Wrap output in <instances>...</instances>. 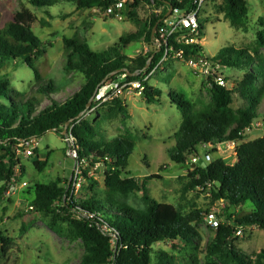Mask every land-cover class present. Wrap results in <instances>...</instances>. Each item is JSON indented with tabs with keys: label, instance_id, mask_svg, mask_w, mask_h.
<instances>
[{
	"label": "trees",
	"instance_id": "1",
	"mask_svg": "<svg viewBox=\"0 0 264 264\" xmlns=\"http://www.w3.org/2000/svg\"><path fill=\"white\" fill-rule=\"evenodd\" d=\"M63 1L28 0L31 6L49 17H52L51 8ZM66 1L73 2L78 10H92L96 7L106 9L114 3V0ZM145 1L139 0L126 12L131 14ZM166 3L179 9L190 10L192 6V0H184L181 5L176 0H156L157 7H167ZM212 5L218 6L233 27L245 24L249 13L248 0H222L220 4L214 1ZM166 11L164 15L168 13ZM159 20L152 17L150 21L147 39L151 45L154 43L152 34ZM35 22V16L28 10L17 13L14 20L7 23L0 14V199L8 193L15 169L20 165L15 148L28 140H39L50 131L62 134L65 126L71 122L80 159L87 161L88 166L102 164L106 168L104 177L107 194L103 198L89 197L81 203L76 199L68 202L67 187L36 184L23 193L29 204L27 206L34 208L31 212L53 215V221L47 224L59 235L64 232L59 227V220L68 223L71 237L80 240L85 248L80 264H172L166 258L155 262L154 247L163 241L190 242V236L194 234L191 224L195 218H187L174 205L153 200L147 193L146 181L139 184L130 177L129 161L136 146L134 139L118 137L110 143H98L95 128L88 122L103 107H115L125 112V101L119 99L102 106L97 113L78 119L88 110L89 103L102 83L118 80L125 71L130 80L142 79L145 73L151 72L158 65L162 52L155 50L146 57L131 59L115 49L95 52L89 44L79 39H65L64 71L67 76L82 75L85 84L78 92L60 102L54 98L57 93L54 82L45 78L38 65L48 55L47 46L53 47V43L46 44L36 35L32 28ZM42 23L45 25L46 21ZM201 29L203 36L202 23ZM257 46L254 52L247 49H224L214 58L223 66H243L247 74L232 89L207 86L212 96V105L205 112L195 115L193 105L184 94L170 92V99L183 115V122L174 134L176 145L170 151L174 163L191 169V160L200 156L198 147L203 144L226 141L238 144L234 164L214 159L204 166V159L190 173L194 187L211 185L215 198L224 200L230 208L237 209L250 203L255 209L252 216L236 219L232 226L220 224L215 247L221 254L227 252L224 264H252V259L239 254L231 245V239L239 227L264 229V137L249 141L253 131L262 128L256 125L259 124L258 109L264 100V54L260 51L264 49V31L258 34ZM9 63H21L33 71L36 83L39 84L36 95L26 101H15L13 85L8 75L2 74ZM145 86L143 96L146 101L159 103L161 91L151 87L149 82ZM237 91L248 105L234 112L232 107ZM43 97L48 98L51 105L38 112ZM248 128L250 132H246ZM36 164L43 169L46 162L38 161ZM83 175L87 177L85 169ZM150 178L160 179L159 176ZM126 191L142 192L147 209L136 211L122 204L117 198L119 193ZM56 203L60 204L58 211L66 214L67 218L52 209ZM87 213L95 214V218H87ZM228 218L233 219L231 215ZM104 226L109 231H104ZM12 249V239L0 235V264L6 263ZM257 258L264 260V251Z\"/></svg>",
	"mask_w": 264,
	"mask_h": 264
},
{
	"label": "rangeland",
	"instance_id": "2",
	"mask_svg": "<svg viewBox=\"0 0 264 264\" xmlns=\"http://www.w3.org/2000/svg\"><path fill=\"white\" fill-rule=\"evenodd\" d=\"M248 3L246 22L239 27H233L218 6L212 3L204 6L199 19L204 27L202 44L207 57L215 58L224 49L254 52L258 48V34L264 31V0H248ZM24 10L36 18L32 25L36 35L46 44L53 43V47L47 46L48 55L38 65L45 78L54 82L57 88L54 98L60 102L78 92L85 84L82 75L67 76L64 71L65 39H79L89 44L95 52L115 49L131 59L146 57L155 51L147 39L153 11L147 3L131 14L124 13L123 18L119 19L93 15L91 10H78L73 2L66 0L51 8L52 17L31 6L28 0H0V14L6 23L12 22L14 16ZM43 21H46L45 25ZM260 51L264 54V49ZM240 67H224L229 89L241 83L247 74L243 66ZM2 74L8 75L13 85L15 101H26L38 92L39 84L27 66L9 63ZM149 84L161 91L159 103H148L144 96L131 95L123 102L125 112L115 107H103L88 122L95 128L98 143H110L118 137L134 139L136 146L129 161L130 177L139 184L146 181L147 193L153 200L174 205L187 218H195L191 224L194 234L190 236V242H160L154 247L153 260L157 262L166 258L172 264H224L227 252L221 254L215 247L218 230L208 224L207 214L217 210L221 224L232 226L234 220L252 216L255 209L250 203L232 209L224 200L215 198L211 185L194 187L190 178L193 169L174 163L170 156V151L176 145L174 134L183 122L181 111L170 99V92L184 94L197 115L212 105L210 90L179 61H170L161 66L150 78ZM50 105L51 101L43 97L38 112ZM246 105V99L238 91L235 92L233 111L237 112ZM258 114L257 121L262 128L253 131L249 141L264 137V100ZM68 149L69 144L62 134L50 131L38 140L33 156L28 157L24 152L19 154L20 169L17 168V175L19 182H27L28 186L14 191L12 195L8 192L0 199V235L13 241L12 252L5 264H80L85 248L80 240L71 237L68 223L59 220V227L64 232L63 235L57 234L47 224L53 221V215L28 213L29 204L23 195L36 184H57L66 189L75 174V161L67 156ZM15 150L17 153L19 148ZM198 150L200 160H204L206 153L202 147H198ZM214 159H223L228 164L236 162L231 152L214 154ZM38 161L46 162L43 169L36 164ZM85 171L87 177L83 175L84 183L76 198L78 203L92 196L103 198L107 194L106 168L100 164L97 168L86 166ZM152 176H159L160 179L150 178ZM117 199L136 211L147 209L142 192L126 191L119 193ZM59 205L56 203L52 209L60 213ZM60 214L67 218L66 214ZM229 215L232 220L228 218ZM231 245L239 254L252 259V264H264L263 259L257 258L264 251V229L247 227L242 236L234 234Z\"/></svg>",
	"mask_w": 264,
	"mask_h": 264
},
{
	"label": "built area",
	"instance_id": "3",
	"mask_svg": "<svg viewBox=\"0 0 264 264\" xmlns=\"http://www.w3.org/2000/svg\"><path fill=\"white\" fill-rule=\"evenodd\" d=\"M139 0H114V3L106 9L96 7L91 10L93 15H104L105 17L123 18L126 10L134 5ZM178 4H183L184 0H176ZM220 4L222 0H192L191 9H179L173 5L166 3L167 7H157L156 0H147L143 4H148L149 9H153L152 17L160 18L157 23L156 33L154 37V46L162 52V58L156 68L148 76L141 80H130L128 74L124 73L116 81L102 83L93 99L91 106L86 111L84 117L97 113V111L106 104H111L119 99H124L131 95L142 96L146 90L145 84L149 78L155 74L157 69L170 61L183 62L197 78L205 81L209 88L215 85L228 88V80L225 75V68L222 64L217 63L214 58L207 57L204 54L202 44V29L200 15L205 5L213 2ZM172 9V12H171ZM165 10L168 11L164 15ZM166 11V12H167ZM182 46V47H179ZM80 119V118H78ZM256 127H261L259 124ZM74 125H68L67 135L64 140L69 144L67 156L75 161L74 175L71 177L67 188L69 190L68 202L77 198V195L84 183L83 170L88 166V162L81 160L79 156V147L73 135ZM248 128L246 132H250ZM38 146V140L31 139L19 145V150L16 153L17 157L21 152H24L28 157L33 156L34 150ZM202 149L206 153L203 163H211L213 155L217 153L231 152L232 157L237 156L238 144L235 141H226L218 144L208 143L203 144ZM216 151V152H215ZM201 160L199 157L192 158L193 165H197ZM100 165V164H99ZM20 165L17 166L18 169ZM15 169V177L10 184L8 192L12 195L15 191H20L28 186L27 182L20 183ZM97 168V165L96 167ZM34 211L33 207H28L27 212ZM87 218H95V214H85ZM206 220L211 228L218 230L221 224L219 213L213 210L207 214ZM245 228L239 227L236 235L242 236ZM104 231H109L107 226H104ZM116 239V236L113 235Z\"/></svg>",
	"mask_w": 264,
	"mask_h": 264
},
{
	"label": "clouds",
	"instance_id": "4",
	"mask_svg": "<svg viewBox=\"0 0 264 264\" xmlns=\"http://www.w3.org/2000/svg\"><path fill=\"white\" fill-rule=\"evenodd\" d=\"M153 42H154V38H153ZM152 46H154V43H153ZM154 48H155V50H158V49H156L155 46H154ZM158 51H159V50H158ZM165 64H166V63H165ZM163 65H164V64H163ZM163 65H162V66H163ZM160 67H161V66H160ZM160 67H159V68H160ZM155 68H156V67H155ZM155 68H154V69H155ZM159 68H158V69H159ZM154 69H153V70H154ZM158 69H157V70H158ZM153 70H152V71H153ZM152 71H151L150 73H152ZM124 73H126V71H125ZM150 73H149V74H150ZM126 74H127V73H126ZM149 74H146V73H145V74L143 75L142 78L148 76ZM151 77H152V76H151ZM151 77H150V78H151ZM150 78H149V80H150ZM140 80H141V79H140ZM148 82H149V81H148ZM148 82H147V83H148ZM142 96H143V95H142ZM123 100L126 101L125 98H124ZM85 113H86V112H85ZM83 117H84V116H83ZM70 124H71V122H70ZM70 124H69V125H70ZM65 128H66V126H65ZM65 128H64V132H65ZM64 132H63V133H64ZM63 133H62V134H63ZM66 135H67V134H66ZM66 135L63 134L64 137H65ZM193 158H194V157H193ZM204 159H205V158H204ZM191 161H192V160H191ZM201 161H202V160H201ZM204 164H207V163H203V165H204ZM194 166H196V165H193V164H192V169H194ZM245 229H246V228H245ZM237 230H238V229H237Z\"/></svg>",
	"mask_w": 264,
	"mask_h": 264
},
{
	"label": "water",
	"instance_id": "5",
	"mask_svg": "<svg viewBox=\"0 0 264 264\" xmlns=\"http://www.w3.org/2000/svg\"><path fill=\"white\" fill-rule=\"evenodd\" d=\"M168 4H170V3H168ZM171 12H172V9H171ZM156 30H157V27H156V28L154 29V31H153V34H152V37H153V38L155 37ZM90 106H91V102L89 103L88 108H89ZM84 115H85V112H84L83 114H81L79 118H82ZM69 124H70V122L66 125L65 132L63 133L64 135L67 134V129H68V125H69ZM204 166H206V164H204ZM194 167H195V166H194Z\"/></svg>",
	"mask_w": 264,
	"mask_h": 264
}]
</instances>
